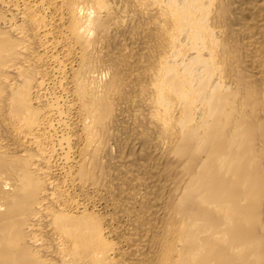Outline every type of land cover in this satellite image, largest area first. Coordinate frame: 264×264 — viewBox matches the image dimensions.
<instances>
[{"label": "bare ground", "instance_id": "bare-ground-1", "mask_svg": "<svg viewBox=\"0 0 264 264\" xmlns=\"http://www.w3.org/2000/svg\"><path fill=\"white\" fill-rule=\"evenodd\" d=\"M0 264H264V0H0Z\"/></svg>", "mask_w": 264, "mask_h": 264}]
</instances>
